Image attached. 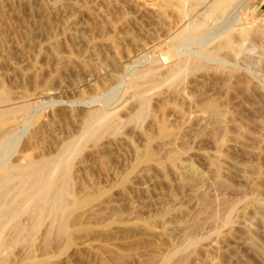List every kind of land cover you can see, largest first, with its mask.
<instances>
[{"label":"rangeland","instance_id":"rangeland-1","mask_svg":"<svg viewBox=\"0 0 264 264\" xmlns=\"http://www.w3.org/2000/svg\"><path fill=\"white\" fill-rule=\"evenodd\" d=\"M214 1L181 18L166 0H0V93L30 107L0 162L52 158L113 114L70 161L68 234L44 224L5 264H264V0Z\"/></svg>","mask_w":264,"mask_h":264},{"label":"bare ground","instance_id":"bare-ground-1","mask_svg":"<svg viewBox=\"0 0 264 264\" xmlns=\"http://www.w3.org/2000/svg\"><path fill=\"white\" fill-rule=\"evenodd\" d=\"M207 1L208 0H166V6L170 7L171 5L176 4L179 7L181 18H183L185 14H187V6H202L206 4ZM211 5V11L213 13L216 12V14L219 13L222 15V13L226 14V12L229 11L228 9L232 6V3L231 0H215ZM208 11L211 13L210 9ZM213 13L211 14L213 15ZM206 31L207 30H205V32ZM202 32H204V30H202ZM208 33H211V31H208ZM202 35L203 34L199 36L202 38ZM202 39H204V37ZM230 42L231 36L228 35L219 43L218 46H228ZM207 59L206 62H208ZM183 67L181 64H178L175 69V73L179 74L182 72L184 70ZM150 68L151 67H148L146 71L142 72L143 74L137 75L136 73L137 76L135 78L140 76L147 77L149 79L151 78L150 81H152L155 72L153 71L154 68ZM144 82L146 83V81ZM140 83L141 82L138 84ZM135 93H138L136 96L139 102V109L135 112L132 118L134 120H138L144 115V113H146L150 98L143 89L140 93ZM8 102L9 99L7 95L0 93L1 144L2 142H6L9 138L7 130L11 122L14 121L13 119H15V117L20 113L24 115H28L30 113V107L28 105L14 106L9 105ZM208 108L214 115L219 114V110H217L218 108H216L215 105L212 104ZM112 116V112L92 110L89 120L87 119L88 122L86 124L85 131L82 132L80 137L76 140H71L65 144V147L52 158L48 157V159H40L37 161L33 159L26 160V158L25 162L17 164L9 163L7 161L0 162V264H5L4 251L10 244L17 243L21 240H34L36 232L39 228L41 229V226L44 224L46 225L45 240L51 239L54 229L58 230V233L61 235L68 234V216L72 209V193L69 187L70 161L73 156L80 151L84 142L97 139L101 132L111 126L113 127V121L111 122ZM19 145V142H17L15 150L19 147ZM149 158H151V154H149Z\"/></svg>","mask_w":264,"mask_h":264}]
</instances>
